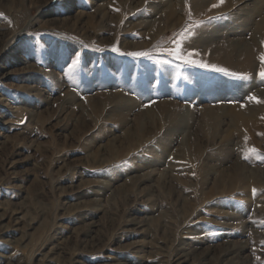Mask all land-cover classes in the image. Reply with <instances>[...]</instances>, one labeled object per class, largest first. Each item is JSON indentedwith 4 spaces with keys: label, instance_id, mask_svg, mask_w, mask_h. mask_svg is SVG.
I'll return each instance as SVG.
<instances>
[{
    "label": "rangeland",
    "instance_id": "obj_1",
    "mask_svg": "<svg viewBox=\"0 0 264 264\" xmlns=\"http://www.w3.org/2000/svg\"><path fill=\"white\" fill-rule=\"evenodd\" d=\"M0 14V264H264V0Z\"/></svg>",
    "mask_w": 264,
    "mask_h": 264
},
{
    "label": "snow or ice",
    "instance_id": "obj_2",
    "mask_svg": "<svg viewBox=\"0 0 264 264\" xmlns=\"http://www.w3.org/2000/svg\"><path fill=\"white\" fill-rule=\"evenodd\" d=\"M222 2V0H221ZM217 5H213V7H216ZM0 16H2V14H0ZM112 51L119 53L120 55H128L131 56L133 58H139V57H144V58H150L151 54L148 52H129V53H122L119 52L118 47H113ZM167 55L172 56L174 59L181 61L182 63H185L187 65L190 66H195V67H201V68H206L209 67L208 65H205L203 63L198 62L195 59H192V56L194 55L192 52H185V50L182 47V43H178L177 47L175 49H169L167 50ZM198 55V53L196 54ZM262 59V65H261V73L260 75L262 77H264V57L261 58ZM213 71H218V72H225L226 70L222 69V68H216V67H212ZM228 74V73H226ZM231 75H236V74H231ZM239 78H247V77H239ZM250 99H255L254 97L250 98ZM259 102V101H257ZM245 143H247V137L245 138ZM250 152L252 154H258L257 150L255 149H251ZM245 158L247 159L248 156L245 155Z\"/></svg>",
    "mask_w": 264,
    "mask_h": 264
},
{
    "label": "bare ground",
    "instance_id": "obj_3",
    "mask_svg": "<svg viewBox=\"0 0 264 264\" xmlns=\"http://www.w3.org/2000/svg\"><path fill=\"white\" fill-rule=\"evenodd\" d=\"M196 5L197 6H196L195 9H197V10L200 9L199 3H197V1H196ZM255 6H257V4H255ZM258 7H260V5H258ZM172 15L173 14H171V16ZM263 24H264V21L261 22V24H259V26L262 27V26H264ZM259 29H260V27H259ZM242 44L243 43H241L238 40H236V41L232 42V44L230 45L231 46V51H229V46H228L227 48L221 49L220 51L217 50V52L219 53V55H220L221 58L222 57L224 58V60H226V58H228V60H229V56H231L233 52H235L236 54H238L240 56L241 55L246 56V60L243 58L244 64H246L249 67L251 65V57H250L249 53H244L243 54L244 50L241 48ZM248 67H246V68H248ZM149 112H150V114L148 115V117H151L152 114H154V112L152 110H149ZM256 115L260 116L261 114L260 113H256ZM241 118H244L243 115L242 114H237V115H235V118L234 119H235V121H238Z\"/></svg>",
    "mask_w": 264,
    "mask_h": 264
}]
</instances>
